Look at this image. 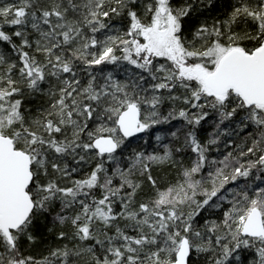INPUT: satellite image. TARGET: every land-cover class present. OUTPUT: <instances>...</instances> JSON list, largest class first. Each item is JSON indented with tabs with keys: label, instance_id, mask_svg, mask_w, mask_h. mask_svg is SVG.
<instances>
[{
	"label": "snow or ice",
	"instance_id": "obj_1",
	"mask_svg": "<svg viewBox=\"0 0 264 264\" xmlns=\"http://www.w3.org/2000/svg\"><path fill=\"white\" fill-rule=\"evenodd\" d=\"M0 264H264V0H0Z\"/></svg>",
	"mask_w": 264,
	"mask_h": 264
},
{
	"label": "trees",
	"instance_id": "obj_2",
	"mask_svg": "<svg viewBox=\"0 0 264 264\" xmlns=\"http://www.w3.org/2000/svg\"><path fill=\"white\" fill-rule=\"evenodd\" d=\"M35 251H39V246H37V248L36 249H34Z\"/></svg>",
	"mask_w": 264,
	"mask_h": 264
}]
</instances>
